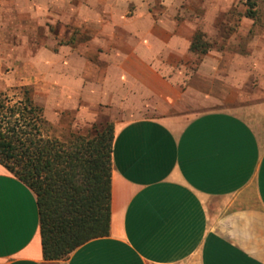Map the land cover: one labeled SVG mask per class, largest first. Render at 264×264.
<instances>
[{"label": "crops", "instance_id": "1", "mask_svg": "<svg viewBox=\"0 0 264 264\" xmlns=\"http://www.w3.org/2000/svg\"><path fill=\"white\" fill-rule=\"evenodd\" d=\"M143 1L128 17L124 1L120 21L95 28L90 41L103 46L94 61L80 43L37 53L47 78L57 74L46 85L57 111L121 114L112 119L108 236L44 260L36 196L0 165V264H264V89L246 99L228 81L239 54L208 51L194 76L172 71L192 59L195 27L157 18Z\"/></svg>", "mask_w": 264, "mask_h": 264}, {"label": "rangeland", "instance_id": "2", "mask_svg": "<svg viewBox=\"0 0 264 264\" xmlns=\"http://www.w3.org/2000/svg\"><path fill=\"white\" fill-rule=\"evenodd\" d=\"M124 1L126 8L121 11L128 17L135 10V5L131 4L135 0ZM124 1L107 0L106 5L100 0H7L8 5L0 7V92L14 87L29 88L35 103L44 110L48 123L46 135L64 141L72 134L92 136L106 124L114 125L112 119L120 118V113L105 109L82 111L79 104L76 110L57 111L56 89L46 86L47 83L56 85L57 74H49V77H55L53 79L47 78L43 64L49 62H44L37 53L42 44L54 51L60 46L70 47L61 41L72 40L80 43L76 47L80 48L77 51L81 55L86 53L90 61H94L95 47L103 44L90 41V38L96 36L95 28L106 19L120 21L118 9L123 7ZM143 2L157 18L171 14L181 23L193 24L194 35L197 32L203 35L202 42L210 47L209 51L239 54L242 61L228 65L230 68L238 67V73L229 76L228 81L235 86L239 84L246 99L261 96L258 91L264 89V0ZM92 5L112 7L113 15H91L88 11ZM250 6L255 11L253 19L246 17ZM191 53V60L180 61L172 71L181 70L187 77L194 76L202 56ZM53 66L57 67L56 64ZM96 67L103 70L104 66L98 64Z\"/></svg>", "mask_w": 264, "mask_h": 264}, {"label": "trees", "instance_id": "3", "mask_svg": "<svg viewBox=\"0 0 264 264\" xmlns=\"http://www.w3.org/2000/svg\"><path fill=\"white\" fill-rule=\"evenodd\" d=\"M246 17H255L252 6ZM202 38L197 32L190 45L201 56L210 50ZM47 125L29 88L0 92V165L36 196L43 259L59 261L108 236L114 126L64 141L46 135Z\"/></svg>", "mask_w": 264, "mask_h": 264}]
</instances>
